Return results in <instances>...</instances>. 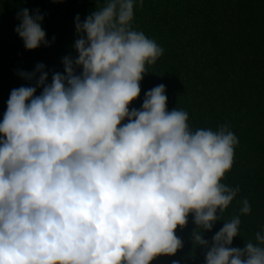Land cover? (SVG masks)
Wrapping results in <instances>:
<instances>
[{"label":"clouds","instance_id":"obj_1","mask_svg":"<svg viewBox=\"0 0 264 264\" xmlns=\"http://www.w3.org/2000/svg\"><path fill=\"white\" fill-rule=\"evenodd\" d=\"M143 6L105 0L77 14V55L62 58L63 72L50 83L43 63L20 72L34 83L11 90L0 121V264H151L183 247L176 229L190 213L205 264H264L261 232L231 246L246 198L211 244L203 236L240 190L221 182L239 144L230 126L192 131L186 111L168 110L164 84L129 107L164 52L133 28ZM17 18L27 50L50 46L38 9Z\"/></svg>","mask_w":264,"mask_h":264},{"label":"trees","instance_id":"obj_2","mask_svg":"<svg viewBox=\"0 0 264 264\" xmlns=\"http://www.w3.org/2000/svg\"><path fill=\"white\" fill-rule=\"evenodd\" d=\"M104 3L0 0V121L11 90L34 83L20 72H32L43 63L50 83L53 72L64 70L62 58L77 55L73 47L78 38L76 15L83 20ZM24 8L43 14L41 26L50 46L25 48L15 31L20 23L17 14ZM133 28L154 39L164 52L147 66L140 96L130 109H139L145 92L164 84L168 110L186 111L192 131L216 130L227 123L239 140L232 168L221 182L240 190L222 220L203 232L204 239L211 244L224 222L240 215L246 198L251 212L240 215V233L231 246L257 243L256 233L264 234V0H144L143 7L135 8ZM197 227L190 213L187 225L176 229L183 247L173 256L156 257L151 264H173L174 260L205 264V247L192 239Z\"/></svg>","mask_w":264,"mask_h":264}]
</instances>
